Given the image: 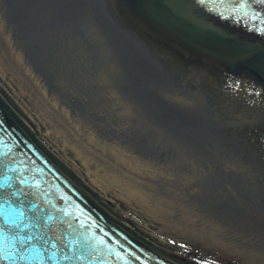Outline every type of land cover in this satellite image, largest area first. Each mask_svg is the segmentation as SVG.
<instances>
[{
    "label": "water",
    "instance_id": "obj_1",
    "mask_svg": "<svg viewBox=\"0 0 264 264\" xmlns=\"http://www.w3.org/2000/svg\"><path fill=\"white\" fill-rule=\"evenodd\" d=\"M261 125L264 0H0V264H264Z\"/></svg>",
    "mask_w": 264,
    "mask_h": 264
}]
</instances>
